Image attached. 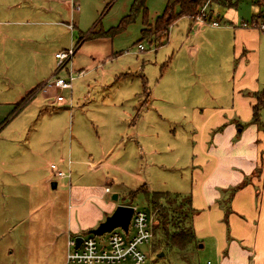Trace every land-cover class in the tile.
Instances as JSON below:
<instances>
[{"label": "rangeland", "instance_id": "374dc122", "mask_svg": "<svg viewBox=\"0 0 264 264\" xmlns=\"http://www.w3.org/2000/svg\"><path fill=\"white\" fill-rule=\"evenodd\" d=\"M168 2L146 0L147 15L138 13L124 27L121 22L130 14L133 0H7L14 7L6 15L0 6V20L7 23L1 27L8 34L0 37V178H12L32 167L49 175L51 163L67 174L55 179L59 186L50 194L38 187L45 215H30L34 204L26 187L11 185L4 190L0 185V264H67L65 232L81 226V216L88 218L96 208L92 199L73 203L72 209L70 185L98 191L109 187L108 200L146 212L143 190L193 191L191 131L197 126L192 103L203 89L204 105H215L208 81V76L214 80L215 76L201 71L202 56L195 59L198 40L187 42L193 51L178 53L189 18L171 26L166 43L161 37L155 39L156 19ZM212 8L220 9V26L234 18L251 23L253 15L264 16V7L252 0H239L232 9L209 5L207 10ZM206 24L212 27L211 21ZM144 28L148 38L141 40ZM92 30L104 36L88 37ZM81 36L88 38L70 61L56 58L57 53L73 50ZM188 71L202 75H186ZM69 72L75 75L73 89H43L57 77L67 78ZM177 85L179 89H174ZM34 89L30 103L15 112ZM145 91L150 93L148 109L138 112L140 103L147 102ZM58 96L64 100L58 102ZM175 97L179 99L172 102ZM197 100L201 101L199 95ZM4 192L10 196L5 208L1 205L7 199ZM115 194H119L117 200ZM21 206L12 215L24 221L14 228L7 222L9 210ZM53 206L59 208V215L55 212L51 218L47 212ZM149 221L152 226L155 218L149 215ZM135 231L131 227V233ZM206 243L189 253L186 261L177 249L161 251L164 256L159 257L153 239L141 248L147 254L146 264H207L209 260L216 264V249Z\"/></svg>", "mask_w": 264, "mask_h": 264}, {"label": "crops", "instance_id": "0c3cea01", "mask_svg": "<svg viewBox=\"0 0 264 264\" xmlns=\"http://www.w3.org/2000/svg\"><path fill=\"white\" fill-rule=\"evenodd\" d=\"M0 2V6L5 11L3 15L14 7L7 5V0H0ZM211 10H209L210 16L215 17L217 12L218 16L215 18L220 22L222 19L220 9L212 8ZM184 17L187 16L179 19ZM187 18H189V29L181 41L182 45L178 53L183 50L193 51L194 46L187 42L193 39L198 40V44L195 45V59L199 60L202 56L201 71L215 76V80L208 76L214 94L211 99L215 105H204L203 89L197 94L201 101L197 100L196 95L192 103L193 123L197 126L191 131L192 141L195 144L192 147L194 158L192 159L193 193L191 192V195L193 206L197 210L192 222L198 237L196 250L205 247L206 241H209L216 249V264H233L239 261H245L247 264H264V130L252 121L253 106L257 101L253 93L264 89V59L261 57L264 28L260 26L263 22L258 19L261 24L257 25L248 23L247 20L239 21L234 18L224 21L223 26L210 27L206 22L196 18ZM2 22L7 24L6 21L0 20V37H7L8 34L4 31L6 27L3 29L1 27ZM201 71H188L186 75L201 77ZM181 81L184 85L183 78ZM210 87H208V93ZM47 88L63 89L49 84L44 85L43 89ZM174 89H179L178 85ZM149 96L150 93L145 91L144 100L147 102L140 103L138 112L143 107L148 109ZM177 98L179 99V97L172 98V102L178 100ZM263 114L264 110L261 111V120ZM262 123L264 125L263 120ZM197 128L200 131H197ZM211 132L212 135H210ZM52 164L49 166L51 175L42 174L38 167H32L22 173L12 174V178H0V185L4 190L11 185L26 187L28 196L32 198V205L34 204L30 215L38 212H43L45 215L44 209L47 208H45L46 204L42 203L39 191L44 190L50 194L52 189H57L59 186V182L55 179L64 178L67 175L56 164L65 175H54ZM68 177L71 179L70 174ZM106 188L108 187H100L98 191L94 187L75 186L74 188L70 185L72 209L73 203L86 204L92 199H95L92 205H96L93 206L96 208L95 213L88 218H84L80 210L82 224L79 227L73 226L65 232L67 243L71 237L82 236L81 232L96 228L114 212L118 204L107 199L111 190L106 191ZM86 190L90 191L87 195H83ZM2 196L7 197L1 204L5 208L8 206L10 196L5 192ZM21 208L23 209V206L15 209L11 207L9 210L11 216L7 222L14 224L12 225L14 228L22 225L24 221L22 217L12 215ZM58 209L53 206L48 210V216L54 218L55 212L56 216L59 215ZM42 216L43 214L40 213L39 217ZM132 234L130 228L129 236ZM212 262L215 264L214 261Z\"/></svg>", "mask_w": 264, "mask_h": 264}, {"label": "trees", "instance_id": "16d2710c", "mask_svg": "<svg viewBox=\"0 0 264 264\" xmlns=\"http://www.w3.org/2000/svg\"><path fill=\"white\" fill-rule=\"evenodd\" d=\"M145 1L146 0H133L130 14H128L123 22H121L123 27L133 21L134 17L138 15V13L143 12L147 15ZM252 1L255 4H259L260 7H264V0ZM238 3L239 0H169L164 13L159 15L156 19L157 25L154 33L155 36L156 34L158 35L155 39H159V37H161L162 40L165 39L162 44L166 43L171 26L180 17L187 16L195 19L205 6L208 7L209 5H217L230 9L237 7ZM176 7H178L177 11H175ZM209 15L208 18L213 19L214 16ZM258 19H261L264 24V16L262 15H254L251 23H256L258 25ZM102 36L104 35H100L95 32V30H92L88 37L100 38ZM87 38H84L83 36L80 37L73 50V56L75 55L80 43ZM144 38H148L145 33V28L142 29L141 40ZM154 41L151 42L153 43ZM35 90L36 89L32 90L26 98L17 104L15 112H19L28 103V101L31 100ZM253 95L256 97L257 101L253 106L252 121L264 130V125L261 120V111L264 110V89L253 93ZM240 126L242 127V125ZM143 192L146 195L148 203V217L150 215V217L153 216L155 218V223L152 224V226L150 223L153 233V248L155 252H166L177 249L183 252V260H188V254L196 250L198 243V237L192 224L193 217L197 210L193 206L191 193L180 194L168 191L151 190H143Z\"/></svg>", "mask_w": 264, "mask_h": 264}, {"label": "built area", "instance_id": "2783aa9c", "mask_svg": "<svg viewBox=\"0 0 264 264\" xmlns=\"http://www.w3.org/2000/svg\"><path fill=\"white\" fill-rule=\"evenodd\" d=\"M208 15L209 11L205 6L196 19L203 22L211 21V25L215 27L220 26L218 20L209 19ZM261 26L264 27V24ZM139 48L143 50L144 46L141 44ZM73 50L57 53L56 58L61 59L62 62L66 59V61H70L73 57ZM74 79L75 75L73 72H69L67 78L57 77L49 85L63 89H72ZM56 100L62 102L64 99L62 96H58ZM51 168L54 171V175H65L55 164H52ZM106 191H110V188H106ZM131 227L136 231L129 236ZM130 228L128 233L120 228L114 229L106 233L108 235L106 240L102 239L103 237L98 239L94 234L87 233L86 235H82L83 241L78 248L76 247V237H71L68 242L67 264H125L127 262L146 264L147 254L141 246L150 243L153 237L148 213L135 207ZM207 264H213V262L208 261Z\"/></svg>", "mask_w": 264, "mask_h": 264}, {"label": "water", "instance_id": "95a60500", "mask_svg": "<svg viewBox=\"0 0 264 264\" xmlns=\"http://www.w3.org/2000/svg\"><path fill=\"white\" fill-rule=\"evenodd\" d=\"M55 185V184H54ZM115 200L118 199V194L113 196ZM135 207L127 204H119L114 212L106 217L96 228H92L88 231L94 235H104L120 228L124 232L128 233L132 217L134 215ZM83 241L82 236L76 237V247L78 248ZM159 257L164 256V252L158 254Z\"/></svg>", "mask_w": 264, "mask_h": 264}]
</instances>
